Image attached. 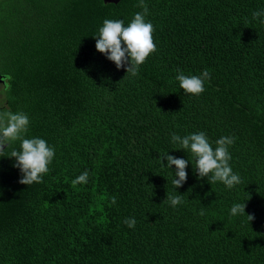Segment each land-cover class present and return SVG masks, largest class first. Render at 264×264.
I'll list each match as a JSON object with an SVG mask.
<instances>
[{"label": "trees", "instance_id": "trees-1", "mask_svg": "<svg viewBox=\"0 0 264 264\" xmlns=\"http://www.w3.org/2000/svg\"><path fill=\"white\" fill-rule=\"evenodd\" d=\"M144 2L157 51L133 77L95 36L105 19L127 26L139 0H0V76L12 77L0 111L27 114L26 138L55 149L31 185L0 157V264H264V23L252 15L264 0ZM205 69V91L184 93L176 76ZM201 131L213 149L236 138L241 184L209 183L174 149L172 133ZM166 152L188 161L176 189ZM85 170L88 182L73 185ZM236 203L255 219L231 216Z\"/></svg>", "mask_w": 264, "mask_h": 264}, {"label": "clouds", "instance_id": "clouds-1", "mask_svg": "<svg viewBox=\"0 0 264 264\" xmlns=\"http://www.w3.org/2000/svg\"><path fill=\"white\" fill-rule=\"evenodd\" d=\"M137 7L142 8L137 12L131 22L125 26L123 20L105 19L103 26L99 28L96 39V50L104 54L107 59L114 62L117 69L126 68V73L136 77L139 75L140 66L147 58L157 51L153 33L155 31L151 22L145 20L148 14V6L144 0H139ZM253 18L264 23V11H254ZM3 90L10 88L8 83L12 77L3 75ZM179 86L184 93L199 96L205 91L204 81L210 80V73L205 69L200 76H186L180 73L176 76ZM182 110V109H181ZM29 118L24 112H12L10 110L0 111V157H14L15 165L20 169L22 178L21 184L31 185L32 183H42L43 176L49 172L48 165L51 164L55 156V149L47 144L46 140L38 137L26 138L29 131ZM235 137H221L213 149L207 135L201 131L187 136H179L172 133L171 140L174 149L189 150L194 158V170L200 178L207 177L209 183L222 182L228 189L242 183L241 177L234 173L230 166L231 154L229 146L235 142ZM19 141V149L13 145ZM11 149V151H7ZM166 157L167 165L162 163ZM162 167L172 168L176 166L175 178L172 181L174 188L181 187L187 180L186 168L188 161L183 158H176L173 155L162 153L158 158ZM193 163V162H192ZM178 177V179L176 178ZM89 173L85 170L72 183L86 184ZM172 207L183 203L181 195L168 194L166 196ZM111 203H116V197H112ZM245 203H236L230 209V215H245ZM200 215H204L201 210ZM250 222L255 219L254 215L246 214ZM129 228L136 225L135 218H125L123 221Z\"/></svg>", "mask_w": 264, "mask_h": 264}, {"label": "water", "instance_id": "water-1", "mask_svg": "<svg viewBox=\"0 0 264 264\" xmlns=\"http://www.w3.org/2000/svg\"><path fill=\"white\" fill-rule=\"evenodd\" d=\"M104 1L105 3H118L119 0H102ZM0 83H3V79H2V76H0Z\"/></svg>", "mask_w": 264, "mask_h": 264}, {"label": "rangeland", "instance_id": "rangeland-1", "mask_svg": "<svg viewBox=\"0 0 264 264\" xmlns=\"http://www.w3.org/2000/svg\"><path fill=\"white\" fill-rule=\"evenodd\" d=\"M0 90H1V86H0ZM3 95L2 93L0 92V100L2 99ZM1 105H3V103L0 102Z\"/></svg>", "mask_w": 264, "mask_h": 264}]
</instances>
